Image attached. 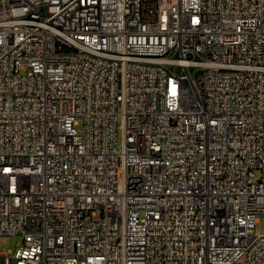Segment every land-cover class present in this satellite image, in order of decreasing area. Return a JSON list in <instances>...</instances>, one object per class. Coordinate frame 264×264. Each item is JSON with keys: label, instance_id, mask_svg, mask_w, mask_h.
<instances>
[{"label": "built area", "instance_id": "obj_1", "mask_svg": "<svg viewBox=\"0 0 264 264\" xmlns=\"http://www.w3.org/2000/svg\"><path fill=\"white\" fill-rule=\"evenodd\" d=\"M262 218L264 0H0V264H264Z\"/></svg>", "mask_w": 264, "mask_h": 264}, {"label": "rangeland", "instance_id": "obj_2", "mask_svg": "<svg viewBox=\"0 0 264 264\" xmlns=\"http://www.w3.org/2000/svg\"><path fill=\"white\" fill-rule=\"evenodd\" d=\"M28 68H22L21 72H28ZM255 229L258 232H264V219L262 218L259 223L256 224ZM22 240L21 236H0V251H8L14 249L18 243Z\"/></svg>", "mask_w": 264, "mask_h": 264}]
</instances>
